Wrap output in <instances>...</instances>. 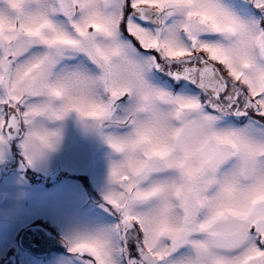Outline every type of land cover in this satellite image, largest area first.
<instances>
[{
  "label": "snow or ice",
  "instance_id": "obj_1",
  "mask_svg": "<svg viewBox=\"0 0 264 264\" xmlns=\"http://www.w3.org/2000/svg\"><path fill=\"white\" fill-rule=\"evenodd\" d=\"M238 3L0 0V149L19 140L31 164L36 117L47 112L62 118L72 108L83 112L71 97L59 108L51 103L64 98V89L56 85L68 73L74 83L91 77L101 81L100 103L88 114L102 122L119 123L120 113L147 88L182 102L209 123L264 133V63L240 72L233 59L246 52L245 38L252 34L264 58V27L238 15ZM250 4L264 14V0ZM215 17L233 21L236 29L205 22ZM122 61L135 69L129 77L121 73ZM165 175L149 163L131 176H119L114 167L118 189L107 191L103 211L65 241L71 264H180L193 253L200 264H264V202L242 214L213 218L192 199L181 227L151 228L148 208ZM210 245L234 260L213 253Z\"/></svg>",
  "mask_w": 264,
  "mask_h": 264
},
{
  "label": "clouds",
  "instance_id": "obj_2",
  "mask_svg": "<svg viewBox=\"0 0 264 264\" xmlns=\"http://www.w3.org/2000/svg\"><path fill=\"white\" fill-rule=\"evenodd\" d=\"M205 22L215 23L225 31L237 27L233 21L222 17ZM245 23L251 27L249 22ZM257 39L256 34L247 36L246 52L233 57L238 71H249L246 65L254 62L264 63ZM122 65L124 77L135 71L127 61H122ZM61 79L56 86L64 89L65 96L63 99L54 97L52 105L59 108L71 97L82 106L83 112L72 108L62 118L47 112L37 116L30 151L34 156L56 151L62 139L63 121L74 114L82 130L101 135L110 149L108 191L119 187L113 181L114 167L121 177L131 176L146 163L161 168L166 175L156 185L157 196L148 208L151 228L181 227L185 205L192 199L213 218L242 214L254 204L264 202V133L247 132L242 126L209 123L189 111L182 102L161 98L147 88L141 89L130 108L120 113L119 123L102 122L99 117L88 114L100 103L101 81L91 77L74 83L71 73ZM109 128L110 131H104ZM109 136L112 143L107 139ZM142 186H145L143 182ZM210 247L226 261L234 260L230 253ZM180 264L200 262L193 253ZM204 264L210 262L205 260Z\"/></svg>",
  "mask_w": 264,
  "mask_h": 264
},
{
  "label": "rangeland",
  "instance_id": "obj_3",
  "mask_svg": "<svg viewBox=\"0 0 264 264\" xmlns=\"http://www.w3.org/2000/svg\"><path fill=\"white\" fill-rule=\"evenodd\" d=\"M251 6L250 0H239L235 11L245 20L260 21ZM16 145L24 153L19 141ZM13 146L10 144L0 149L1 170L6 162H14L17 154ZM109 151L102 136L82 130L73 114L63 121L58 149L35 156L30 164L34 172L43 175H50L59 168L69 170L71 178L50 188L47 184L38 186V183H32L15 170H10L8 174L0 171V262L10 252L15 254L21 229L38 218L51 224L65 240L71 241L89 220L103 211L100 205L110 186ZM90 182L93 189L89 186ZM20 252L19 264H71V255L56 254L47 263H42Z\"/></svg>",
  "mask_w": 264,
  "mask_h": 264
},
{
  "label": "water",
  "instance_id": "obj_4",
  "mask_svg": "<svg viewBox=\"0 0 264 264\" xmlns=\"http://www.w3.org/2000/svg\"><path fill=\"white\" fill-rule=\"evenodd\" d=\"M60 177H62V176H55V177H53L52 179L60 178ZM32 230H34V229H30L29 231H27L26 234H25V237H26V238L23 237V239H22V244L24 245V247H26V248H28V249H31V250L35 251V252L38 253L39 255L47 254L49 251H51V250H53V249H54V250L59 249L57 246H50V247L46 250V252H44L43 249H39V250H37L36 248L28 247L29 240H30V239H28V237H29L30 233L32 232ZM30 242H31V240H30ZM7 264H8V263H7Z\"/></svg>",
  "mask_w": 264,
  "mask_h": 264
}]
</instances>
